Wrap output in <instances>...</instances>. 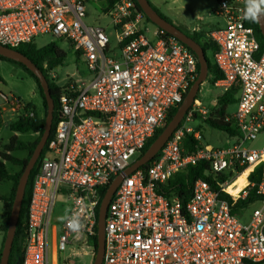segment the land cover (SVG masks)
Segmentation results:
<instances>
[{"label":"built area","instance_id":"built-area-1","mask_svg":"<svg viewBox=\"0 0 264 264\" xmlns=\"http://www.w3.org/2000/svg\"><path fill=\"white\" fill-rule=\"evenodd\" d=\"M87 1L0 0V45L14 49L50 36L69 43L86 69L63 83L51 80L63 89L59 119L31 181L21 264H57L59 252L77 248L93 255L102 188L139 157L198 76L196 56L180 41L157 27L153 39L143 35L146 18L134 0L102 6L106 25L87 22ZM213 1L221 23L201 41L215 47L208 53L221 78L213 85L222 94L236 90L234 109L223 116L229 129H214L226 143H206L203 131L191 126L203 112L194 99L150 164L123 175L115 188L101 264L264 262V147L245 146L264 135V52L245 24L246 0ZM6 103L13 111L20 106V100ZM187 138L192 147L184 145ZM197 166L204 178L190 183L181 204L180 186L168 185L179 178L188 184L187 171ZM253 187L259 206L241 222L248 205H235ZM58 199L67 205L59 228L51 224Z\"/></svg>","mask_w":264,"mask_h":264},{"label":"rangeland","instance_id":"rangeland-1","mask_svg":"<svg viewBox=\"0 0 264 264\" xmlns=\"http://www.w3.org/2000/svg\"><path fill=\"white\" fill-rule=\"evenodd\" d=\"M149 2L156 8V10L161 13L168 20L173 21V25L176 26L181 31H186V27L190 30L192 27H197L198 30H203L204 32L209 31L216 22H220V19L216 17L213 13L215 8V2L213 0H149ZM102 6H106V0H88L85 3L86 11L88 13L87 22L89 23H99L105 25L108 22L107 17H103ZM197 18H201L202 22ZM177 24V25H176ZM207 24V25H201ZM155 25L147 21L144 29H142L143 35L151 40L154 37ZM198 42L201 41V37H197ZM48 43H53L56 47L61 49L65 53L64 59L55 68H48L47 64H43V69L46 71L48 80L60 81L63 83V78L72 74L78 73L79 76H83L86 73L83 61L77 56L73 51V48L69 43L63 40H57L50 36H41L37 38L34 42L37 49L44 47ZM209 60H212L211 54L207 53ZM212 78L207 74L206 80L200 85L198 92L195 95L199 107L203 112H197V116L191 122V126L195 130H201L204 134V142L221 146L226 143V139L223 134L219 131L214 130L207 123V119L215 120L218 119L217 110L220 108L219 104L216 102V98L222 95L221 89L213 85L215 77L211 75ZM0 77L2 81L0 82V108L2 105L7 104L6 100L15 101L20 100L19 108L16 111L2 117V122L0 121V154L3 153L4 145L7 144L10 137L13 135L18 136L19 141L25 143H32L38 136L37 133H26L19 134L12 132L9 129V124L12 120L16 119L19 115L23 114V106L27 103H32L39 117H43V106L42 98L38 92L37 87H35L34 80L18 65L11 63L6 60H0ZM194 103V102H193ZM198 108V109H199ZM234 107L232 105L227 106L226 110L232 112ZM245 146L252 149H260L264 147V135H258L255 140L245 143ZM28 154L27 150H16L12 155L20 160L26 159ZM138 155H135L131 162L136 160ZM7 170L11 174L18 173L22 166L13 165L9 162H5ZM13 186V181L2 180L0 181V195L4 198L10 196ZM259 206L258 202H252L241 211L240 221L247 222L253 209ZM6 212L2 201H0V224L2 223V215ZM67 212V205L63 204L60 199H58L53 215L51 224L59 228V223L63 219ZM49 250L52 249V229L49 231ZM1 244V235H0ZM75 253L72 252H61L58 253L57 264H92L93 257L95 254L94 248L92 249L93 255L89 252V249H76Z\"/></svg>","mask_w":264,"mask_h":264},{"label":"trees","instance_id":"trees-1","mask_svg":"<svg viewBox=\"0 0 264 264\" xmlns=\"http://www.w3.org/2000/svg\"><path fill=\"white\" fill-rule=\"evenodd\" d=\"M116 1L117 0H106V6H107L106 10L110 9ZM134 2L136 4L137 8L139 9V6L137 5L136 0H134ZM148 2H149V0H148ZM149 4L158 13V15H160L163 19H165L166 21L171 23V21L168 20L166 17H164L161 13H159L156 10V8L150 2H149ZM146 20L149 21L148 18H146ZM245 24H246V26L251 27L254 31V35H255L256 40H257L258 45H259V52L260 53L264 52V37H262V35L259 31L257 21H251V20L245 19ZM166 35H168V34H166ZM188 36L191 37L194 41L198 42L196 33H193L192 35H188ZM198 43L202 47L204 54L206 56L207 73L210 75H213L215 77V79L221 78L219 71L217 70V68L212 64V62L207 57V53L210 51L213 52L215 50V47L213 45H211L210 43H206V42H202V41H199ZM14 50L25 55L36 67H38V69L41 70V72L43 73V75L47 79L48 86H49V92H50L51 97L54 101L53 120H52L50 134H49L47 142L44 145V148H43L38 160L36 161V164L34 165L33 169L31 170V173L29 174L28 181H27L25 191H24V197H23L21 208L19 211L17 224H16L15 235L13 238L11 251L9 254V258H8V264H21V256H22L21 245H22V241H23V237H24V229H25V222H26V215H27V206H28L29 195H30L31 181H32L34 174L38 170L39 163H40V161H41V159H42V157L46 151L47 143L49 142V140L53 136L54 128H55L56 123L59 119L58 97L63 92V89L60 86L54 84L51 80H48L47 75H46V71L43 69V64L46 63L47 67L50 69L55 68L64 59L65 53L61 49L56 47L53 43H48L47 45H45L44 47L39 48V49L36 48L34 43L22 44L16 48H14ZM0 60H6V61H9L11 63L18 65L31 78H33V80L36 83L40 97L42 98V106L44 109L43 117L40 118L38 115V112L36 111L35 106L32 103H27L23 106V114L19 115L16 120H14L12 123H10L9 129H10V131L16 132L19 134L37 133L38 136L32 143H25V142L19 141L17 136L13 135L12 137L9 138L7 144L4 145L5 151L0 154V181H2V180L13 181V186H12L10 196L8 198H4L3 196L0 195V201H2L3 206L6 209V212L3 213L2 217H1L2 223L0 225V231L3 232V238H2L1 248H0V254H1L3 240H4L5 232L7 229L8 217H9L12 201L14 198V192H15V188H16V185L18 182V178H19V176L23 170V167L27 163L35 145L39 141V139L42 135V132H43V126H44L45 117H46V102L44 99L43 92L40 89L37 80L35 79L33 74L28 69H26L23 65H21L17 62L11 61V60L3 57V56H0ZM197 71L199 72L198 63H197ZM1 81H2V79L0 77V82ZM191 85H192V83L190 84V86ZM190 86L188 87L186 94H187ZM235 94H236V90L232 89V90L227 91L226 93H224V94H222L216 98V102L220 106V108L216 112L218 114V119H215V120H211L210 118L207 119L206 123L210 127L217 129V130H220V131L229 129L228 125L223 122V116L225 114L226 107L232 105L235 102ZM178 106L179 105H177L176 107H173L170 110L169 114L167 115L165 125L170 121V119L172 118V116L176 112ZM165 125L163 127H161L160 129H157L154 132L152 137L146 142V144L142 148L139 156H141L147 150V148L150 146V144L161 133V131L163 130ZM180 125H181V123L179 124V126ZM188 141H190V138H187L184 140V145L187 147H192V145H190ZM16 150H27L28 154H27L26 159L20 160V159L14 157L12 155V153ZM5 162H9L13 165H20V166H22V169L16 174H11L7 170ZM150 162L151 161H149L147 164L141 166L140 168H146L150 164ZM202 171H203L202 166H197L195 168H189L187 171L188 184H185L183 179L179 178L177 181L172 182L168 185V189L174 188L178 185L180 186L179 197H180L181 204H185V202L187 201V199L189 197L190 183L198 177L204 178L202 175ZM249 180L251 182L252 181L257 182L258 179L255 176H251L249 178ZM106 189H107V186L102 188V190L100 192V201H101ZM259 198H260V196L256 194L255 187H253L249 191L247 197L244 200H238L237 201V203L235 205L236 210L240 207L246 206V205L258 200ZM100 201H99V204H100ZM97 213H98V208L96 209V215H97ZM95 230L97 232V227H95ZM91 244L94 248V251H96V246H97L96 234L91 238ZM260 264H264V262H262Z\"/></svg>","mask_w":264,"mask_h":264},{"label":"water","instance_id":"water-1","mask_svg":"<svg viewBox=\"0 0 264 264\" xmlns=\"http://www.w3.org/2000/svg\"><path fill=\"white\" fill-rule=\"evenodd\" d=\"M136 2L139 6V9L142 11L144 16L148 18L150 22H152L158 29L165 31L168 35L180 41L194 53L199 66V72L197 78L190 86L187 94L178 106L176 112L174 113L170 121L165 125L161 133L155 138V140L150 144V146L141 156H139L131 165H129L122 174L116 176L113 181L107 186V189L98 207L96 224L97 246L92 264H101L103 259L105 217L108 203L115 188L121 181L123 175H129L137 168L147 164L163 147V145L169 139L173 131L184 118L189 107L195 99V95L198 92L200 85L206 80L208 74L206 56L200 44L194 41L191 37H189L183 31L178 29L172 23H169L160 15H158V13L151 7L148 0H136ZM257 24L262 37H264V15L260 16L259 20L257 21ZM0 56H3L11 61L17 62L23 65L26 69H28L37 80L46 102V117L43 126V132L18 178V182L14 192V198L8 217L7 229L5 232V237L3 240V245L0 254V264H8V258L11 251L13 238L15 235L16 224L22 200L24 197V191L28 181V177L34 165L36 164V161L38 160L50 134L53 120L54 101L49 92V86L46 77L43 75L41 70L38 69V67H36L25 55L21 54L20 52L14 49H10L0 45Z\"/></svg>","mask_w":264,"mask_h":264},{"label":"clouds","instance_id":"clouds-1","mask_svg":"<svg viewBox=\"0 0 264 264\" xmlns=\"http://www.w3.org/2000/svg\"><path fill=\"white\" fill-rule=\"evenodd\" d=\"M261 15H264V0H246L244 18L258 21Z\"/></svg>","mask_w":264,"mask_h":264},{"label":"crops","instance_id":"crops-1","mask_svg":"<svg viewBox=\"0 0 264 264\" xmlns=\"http://www.w3.org/2000/svg\"><path fill=\"white\" fill-rule=\"evenodd\" d=\"M199 21H201L202 22V20H201V18H197ZM108 23V22H107ZM106 23V24H107ZM147 23V20L146 21H144V22H142L141 24H140V26L145 30V28H144V26H145V24ZM171 23L173 24L174 22L173 21H171ZM105 24V25H106ZM177 25V24H176ZM201 25H207V24H201ZM185 28H186V31L188 32V34L185 32V34H187V35H192L193 33H196L197 34V37H201V39L204 37V35H205V33L206 32H204L203 30H198V28L197 27H192L191 28V30L188 28V27H186L185 26ZM184 32V31H183ZM33 79V78H32ZM35 82V81H34ZM35 87H37L36 86V83H35ZM11 112H14L9 106H8V104H4V105H2V107L0 108V121L2 122V117L3 116H6V115H8V114H10ZM17 119V118H16ZM16 119H14V120H16ZM14 120H12V122L14 121ZM12 122H10V123H12ZM10 125V124H9ZM18 137V136H17ZM1 225V224H0ZM0 235H1V243H2V238H3V232L2 231H0ZM0 248H1V244H0Z\"/></svg>","mask_w":264,"mask_h":264},{"label":"bare ground","instance_id":"bare-ground-1","mask_svg":"<svg viewBox=\"0 0 264 264\" xmlns=\"http://www.w3.org/2000/svg\"><path fill=\"white\" fill-rule=\"evenodd\" d=\"M242 180L239 178L238 180L235 181L234 185L239 186L241 184Z\"/></svg>","mask_w":264,"mask_h":264}]
</instances>
